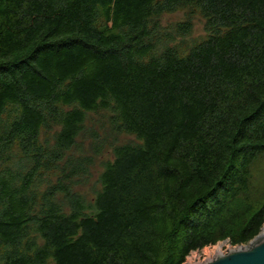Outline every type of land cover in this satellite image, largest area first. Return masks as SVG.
I'll return each instance as SVG.
<instances>
[{
    "label": "trees",
    "instance_id": "1",
    "mask_svg": "<svg viewBox=\"0 0 264 264\" xmlns=\"http://www.w3.org/2000/svg\"><path fill=\"white\" fill-rule=\"evenodd\" d=\"M195 13L206 36L184 47ZM263 155L264 0H0V264H184L249 243Z\"/></svg>",
    "mask_w": 264,
    "mask_h": 264
},
{
    "label": "rangeland",
    "instance_id": "2",
    "mask_svg": "<svg viewBox=\"0 0 264 264\" xmlns=\"http://www.w3.org/2000/svg\"><path fill=\"white\" fill-rule=\"evenodd\" d=\"M188 15L189 12L187 9L178 10L172 13H166L161 17V23L164 28H167L172 24L187 19ZM191 19L193 21V31L190 36L185 38V43H183L184 47L192 45L193 43L201 40L203 37L206 36L204 18L200 14L195 13L191 16ZM106 120L107 117L104 112L101 114H89V118L86 123V130L84 133H82L78 140V148H81L80 146L84 145L87 150V153H94V150L91 149L93 145V138L90 134V130H92L93 128H97L101 134V137H103L105 131L103 130L100 124L105 121L106 126L108 127L109 122ZM118 141L120 143H125L129 141H137V138L131 134H121L119 135ZM73 152L75 154H78L79 150L75 148ZM109 159H112V148L110 146L103 147L98 151L97 155H95V163L91 167V174L88 177L87 183L82 188V190L88 193L90 196L93 195L94 188L100 187L99 176L105 167V163ZM252 182L253 186L248 194V204H252L254 207H259L264 201V155L258 158L252 167ZM221 241H223V239H218L217 243L215 244L208 245L201 250L193 251L190 255H188L186 259V264L197 263L199 262V260H203L204 257L212 255L214 253L215 248L218 247Z\"/></svg>",
    "mask_w": 264,
    "mask_h": 264
},
{
    "label": "water",
    "instance_id": "3",
    "mask_svg": "<svg viewBox=\"0 0 264 264\" xmlns=\"http://www.w3.org/2000/svg\"><path fill=\"white\" fill-rule=\"evenodd\" d=\"M193 264H264V234L257 235L247 245L230 247Z\"/></svg>",
    "mask_w": 264,
    "mask_h": 264
},
{
    "label": "built area",
    "instance_id": "4",
    "mask_svg": "<svg viewBox=\"0 0 264 264\" xmlns=\"http://www.w3.org/2000/svg\"><path fill=\"white\" fill-rule=\"evenodd\" d=\"M264 231V224H263V226H262V228H261V231L257 234V235H260V234H262V232ZM256 235V236H257ZM254 239V238H253ZM252 239V240H253ZM251 240V241H252ZM250 241V242H251ZM249 242V243H250ZM249 243H241V244H234V243H232V241L229 239V238H226V239H223V241H221L220 243H219V245H218V249L217 250H215L214 251V253L212 254V255H210V256H213L215 253H217L218 251H223V252H226L230 247H234V246H237V245H247V244H249ZM210 256H207V257H210ZM207 257H204V259L205 258H207ZM203 259V260H204ZM200 261H202V260H199V262ZM184 264H186V262L184 263Z\"/></svg>",
    "mask_w": 264,
    "mask_h": 264
},
{
    "label": "bare ground",
    "instance_id": "5",
    "mask_svg": "<svg viewBox=\"0 0 264 264\" xmlns=\"http://www.w3.org/2000/svg\"><path fill=\"white\" fill-rule=\"evenodd\" d=\"M262 234H264V231L262 232ZM217 249H218V248H215V250H217ZM215 250H214V251H215ZM189 259H190V258H189ZM191 259H192V257H191Z\"/></svg>",
    "mask_w": 264,
    "mask_h": 264
}]
</instances>
